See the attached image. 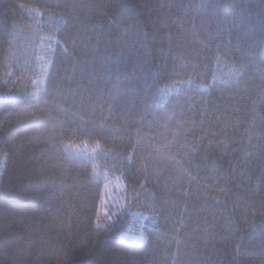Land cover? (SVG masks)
I'll use <instances>...</instances> for the list:
<instances>
[{
	"label": "trees",
	"instance_id": "1",
	"mask_svg": "<svg viewBox=\"0 0 264 264\" xmlns=\"http://www.w3.org/2000/svg\"><path fill=\"white\" fill-rule=\"evenodd\" d=\"M0 264H264V0H0Z\"/></svg>",
	"mask_w": 264,
	"mask_h": 264
},
{
	"label": "snow or ice",
	"instance_id": "2",
	"mask_svg": "<svg viewBox=\"0 0 264 264\" xmlns=\"http://www.w3.org/2000/svg\"><path fill=\"white\" fill-rule=\"evenodd\" d=\"M34 83H35V81H34ZM105 180L107 181L108 178L105 177ZM104 191H105V194L107 195V193H108V191H109V184H108V183H105V185H104ZM108 219H111V216H109ZM96 226H97V228H102V227H104V225H102V224L100 223L99 220H97V224H96ZM140 239L142 240L143 237H140Z\"/></svg>",
	"mask_w": 264,
	"mask_h": 264
},
{
	"label": "rangeland",
	"instance_id": "3",
	"mask_svg": "<svg viewBox=\"0 0 264 264\" xmlns=\"http://www.w3.org/2000/svg\"><path fill=\"white\" fill-rule=\"evenodd\" d=\"M125 236H130V234H125Z\"/></svg>",
	"mask_w": 264,
	"mask_h": 264
}]
</instances>
